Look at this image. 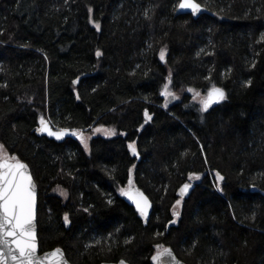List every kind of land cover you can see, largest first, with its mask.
Instances as JSON below:
<instances>
[{
    "label": "trees",
    "instance_id": "16d2710c",
    "mask_svg": "<svg viewBox=\"0 0 264 264\" xmlns=\"http://www.w3.org/2000/svg\"><path fill=\"white\" fill-rule=\"evenodd\" d=\"M197 2L211 14L176 15L178 0H0V143L36 182L41 252L151 264L162 244L188 264H264V0ZM170 70L179 99L165 108ZM210 82L227 99L202 113L188 89ZM40 115L88 148L36 135ZM130 170L147 221L120 196Z\"/></svg>",
    "mask_w": 264,
    "mask_h": 264
},
{
    "label": "snow or ice",
    "instance_id": "6c2138e0",
    "mask_svg": "<svg viewBox=\"0 0 264 264\" xmlns=\"http://www.w3.org/2000/svg\"><path fill=\"white\" fill-rule=\"evenodd\" d=\"M180 10H189L195 16L200 14L203 9L201 3L197 0H181L178 5ZM89 13L92 8L89 7ZM147 16V12L145 13ZM95 28L100 30V24L92 21ZM264 40V35L261 37ZM151 47V45H149ZM203 51V50H201ZM102 52L97 50L96 56L100 57ZM199 55V54H198ZM166 57V46L161 48L159 58L164 61ZM255 67V64L252 65ZM209 79L210 77H206ZM172 73L169 71L167 82L162 86L160 95L165 97L164 107L168 106L169 99L176 100L179 97L171 91ZM247 85L251 86V80L247 81ZM189 92L193 93L192 99L199 104V110L208 112L214 105H219L227 99L225 89L218 87L215 83L210 82V87L207 88L206 94H202L194 88H189ZM79 99V96H77ZM145 123L152 119L147 109L144 111ZM143 127V126H141ZM37 132L46 133L49 137H55L56 140H62L68 135L79 137L85 149L88 148V137L82 130H70L68 128H60L53 130L52 121L46 119L44 115L39 117V127ZM96 132L103 131L106 136H114V129L96 128ZM128 149L133 156H138L137 145L135 142L128 144ZM135 167V166H133ZM217 181H224L225 177L219 171L215 172ZM200 174L190 173L189 180H199ZM193 185L185 183L179 190L181 199H177L173 206V216L179 218V206L182 203L183 197L189 193ZM219 191L223 188L217 184ZM120 193L131 200L140 216L147 221L151 202L149 198L138 188L133 186V180L130 176L128 180V188H120ZM61 195L67 197V192L61 190ZM112 201L109 200V203ZM87 211V209H85ZM36 218V185L30 173L28 164L21 162L16 155H11L7 151L5 145L0 143V264H68L65 254L61 248H56L51 252L43 255L38 254V238L35 225ZM255 214H253V219ZM65 224H69V216L64 214ZM171 223H176L173 220ZM159 235V234H158ZM129 241H126V243ZM99 243V242H97ZM155 254L151 257L154 264H180L176 260L173 250L170 247H165L162 244L155 245ZM120 264H126L121 260Z\"/></svg>",
    "mask_w": 264,
    "mask_h": 264
},
{
    "label": "water",
    "instance_id": "95a60500",
    "mask_svg": "<svg viewBox=\"0 0 264 264\" xmlns=\"http://www.w3.org/2000/svg\"><path fill=\"white\" fill-rule=\"evenodd\" d=\"M181 2V0H178V4H177V7H176V11H175V14L176 15H179V14H187V13H190V11L189 10H180L179 8H178V5H179V3ZM202 9H203V11L200 13V14H198V15H195V16H193V17H198V16H200V15H202V14H206V13H210L211 14V12H209L203 5H202ZM191 14V13H190ZM218 87H220V86H218ZM41 116V115H40ZM39 116V117H40ZM46 119H48L47 117H45ZM39 127V118H38V120H37V127H36V129ZM52 127H53V130L55 131V130H58V129H60V128H57V127H55L53 124H52ZM36 129H35V134L36 135H38V136H45V137H47V138H49V139H52V140H55V141H58V142H60V141H63L64 139H66V138H69V137H75V136H72V135H68V136H66L64 139H62V140H56L55 139V137H49L46 133H40V132H37L36 131ZM69 130H70V132L73 130V129H70V128H68ZM21 162H24L23 160H21ZM24 163H26V162H24ZM27 164V163H26ZM29 170H30V168H29ZM30 173H31V171H30ZM31 175H32V173H31ZM33 177V176H32ZM33 180H34V178H33ZM34 183H35V185H36V182H35V180H34ZM185 184V183H184ZM183 185V184H182ZM182 185L178 188V190H177V195H179V190H180V188L182 187ZM135 188H138L140 191H142L144 194H145V192L143 191V190H141L139 187H137V186H135V185H133ZM128 188V187H127ZM127 188H125V189H127ZM190 191H191V189H190ZM189 191V192H190ZM189 194V193H188ZM188 194H186L184 197H187L188 196ZM146 195V194H145ZM120 196L129 204V205H131L133 208H134V210L137 212V214L140 216V214H139V212L136 210V206H135V204L131 201V200H129L126 196H123L121 193H120ZM147 196V195H146ZM180 196V195H179ZM148 197V196H147ZM149 198V197H148ZM149 201L151 202V199L149 198ZM151 210H152V202H151V207H150V209H149V213L151 212ZM36 216H37V185H36ZM149 216V215H148ZM141 217V216H140ZM35 225H36V232H37V221H36V218H35ZM59 246H57V247H54V248H51V249H47V250H44V251H40L39 250V246H38V254L39 255H43V254H45V253H48V252H51V251H53L54 249H56V248H58ZM59 248H61V247H59ZM62 249V248H61ZM63 250V249H62ZM173 250V249H172ZM64 252V251H63ZM173 253H174V256H175V258H176V260H178L179 262H180V264H188V263H186L185 261H183V260H181L176 254H175V252L173 251ZM65 254V253H64ZM155 254V252L151 255V257L153 256ZM66 257V256H65ZM151 257H150V263L151 264H154V262L152 261V259H151ZM67 259V258H66ZM121 260H123V261H125L126 262V264H129L126 260H124V259H119V260H117V261H101V262H98V263H95V264H120V261ZM67 261H68V264H72L68 259H67ZM173 264H175V261L173 262Z\"/></svg>",
    "mask_w": 264,
    "mask_h": 264
},
{
    "label": "rangeland",
    "instance_id": "374dc122",
    "mask_svg": "<svg viewBox=\"0 0 264 264\" xmlns=\"http://www.w3.org/2000/svg\"><path fill=\"white\" fill-rule=\"evenodd\" d=\"M190 93V95H191V97L193 96V93H191V92H189ZM202 93V92H201ZM202 94H206V93H202ZM177 95V94H176ZM178 96V95H177ZM171 101V99H169V102ZM168 102V103H169ZM100 127H102V128H106V129H113V128H108V127H105V126H97V127H95V129L96 128H100ZM94 129V130H95ZM97 133H99V134H101V135H103V136H106L105 134H104V132L103 131H101V132H97ZM128 187V185L125 187V188H127Z\"/></svg>",
    "mask_w": 264,
    "mask_h": 264
}]
</instances>
